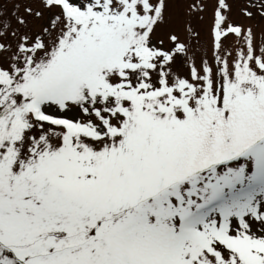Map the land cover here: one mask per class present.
Returning <instances> with one entry per match:
<instances>
[{
    "label": "snow or ice",
    "instance_id": "obj_1",
    "mask_svg": "<svg viewBox=\"0 0 264 264\" xmlns=\"http://www.w3.org/2000/svg\"><path fill=\"white\" fill-rule=\"evenodd\" d=\"M171 2L0 0V264H264V37Z\"/></svg>",
    "mask_w": 264,
    "mask_h": 264
},
{
    "label": "rangeland",
    "instance_id": "obj_2",
    "mask_svg": "<svg viewBox=\"0 0 264 264\" xmlns=\"http://www.w3.org/2000/svg\"><path fill=\"white\" fill-rule=\"evenodd\" d=\"M191 2L192 0H172L169 4L168 23L161 27L158 34L163 36L166 40L168 32H175L180 36L182 41L188 43L190 46L194 45V50L196 52L201 54L207 52L210 57L212 44V16L216 0H207L206 10L200 13L199 16L189 12L188 6ZM228 2L232 6L230 14L231 20L237 24L252 26L257 33L259 42L260 39L264 37V18L257 15L254 19L249 20L242 15V9L246 6L247 0H228ZM32 6L37 7L38 5L33 4ZM48 15L49 14L45 15L44 20L30 18V26L38 31L40 26L47 22ZM189 28H192L193 31L190 32L188 30ZM195 33L199 35L196 36ZM234 39V37L231 38L229 43H232Z\"/></svg>",
    "mask_w": 264,
    "mask_h": 264
}]
</instances>
